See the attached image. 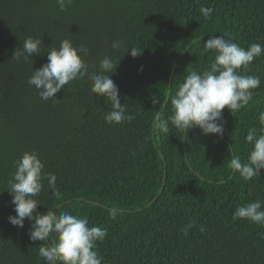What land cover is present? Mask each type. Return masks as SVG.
Listing matches in <instances>:
<instances>
[{
  "label": "trees",
  "instance_id": "1",
  "mask_svg": "<svg viewBox=\"0 0 264 264\" xmlns=\"http://www.w3.org/2000/svg\"><path fill=\"white\" fill-rule=\"evenodd\" d=\"M0 264H264V0H0Z\"/></svg>",
  "mask_w": 264,
  "mask_h": 264
}]
</instances>
